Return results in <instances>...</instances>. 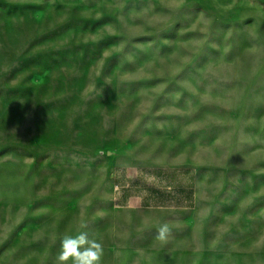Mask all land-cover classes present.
Masks as SVG:
<instances>
[{"label": "rangeland", "instance_id": "1", "mask_svg": "<svg viewBox=\"0 0 264 264\" xmlns=\"http://www.w3.org/2000/svg\"><path fill=\"white\" fill-rule=\"evenodd\" d=\"M148 166L195 170L207 246L119 264H264V0H0V264Z\"/></svg>", "mask_w": 264, "mask_h": 264}, {"label": "crops", "instance_id": "2", "mask_svg": "<svg viewBox=\"0 0 264 264\" xmlns=\"http://www.w3.org/2000/svg\"><path fill=\"white\" fill-rule=\"evenodd\" d=\"M116 174V189L102 215L87 230L53 231L42 237V264H54L65 234L86 231L101 242V264H119V256L139 255L172 248L161 242L159 230L167 225L179 233L178 244L194 250L207 246V222L198 210L196 172L189 167L148 166L135 173ZM179 213L178 218L159 213ZM161 216V217H160ZM174 239V237H172ZM68 264H72L71 261Z\"/></svg>", "mask_w": 264, "mask_h": 264}, {"label": "clouds", "instance_id": "3", "mask_svg": "<svg viewBox=\"0 0 264 264\" xmlns=\"http://www.w3.org/2000/svg\"><path fill=\"white\" fill-rule=\"evenodd\" d=\"M81 228L86 225L81 224ZM169 231L165 224L159 230V238L165 239ZM104 247L101 242L89 238L86 231H79L75 236L65 234L61 239L60 251L55 257L54 264H101Z\"/></svg>", "mask_w": 264, "mask_h": 264}]
</instances>
